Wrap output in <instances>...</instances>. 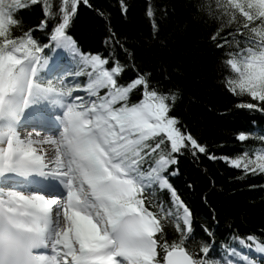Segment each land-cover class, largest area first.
<instances>
[{"label":"snow or ice","instance_id":"obj_1","mask_svg":"<svg viewBox=\"0 0 264 264\" xmlns=\"http://www.w3.org/2000/svg\"><path fill=\"white\" fill-rule=\"evenodd\" d=\"M181 8L173 35L200 32L211 75L151 51L169 47L172 0H146L142 42L113 22L129 0H0V264H264V227L241 230L215 206L207 168L203 212L185 195L196 182H175L202 158L264 177V0ZM89 15L99 48L77 32ZM209 88L229 98L222 111ZM235 110L252 116L226 153L201 114Z\"/></svg>","mask_w":264,"mask_h":264},{"label":"trees","instance_id":"obj_2","mask_svg":"<svg viewBox=\"0 0 264 264\" xmlns=\"http://www.w3.org/2000/svg\"><path fill=\"white\" fill-rule=\"evenodd\" d=\"M105 7L115 4V0H97ZM146 0H129L130 9L127 17H121L114 12V24L116 28L126 33L129 37L138 41L147 38L150 31V22L145 15ZM183 0H172L175 8L173 22L165 27L162 39L169 37L168 48H154L151 51L162 55L171 62L182 63L189 74L208 72L210 73V56L206 53L207 45L203 43L204 37L198 30H190L186 35L179 37L173 35L176 31L182 16L181 5ZM39 13L36 15L26 14L25 18L30 22H35ZM182 26V25H181ZM101 23L94 19L92 15L84 17L77 24V32L85 39V42L94 48H99ZM41 35V33H37ZM168 42V41H166ZM204 99L212 100L216 104L217 112L223 110V105L229 102L227 96L214 92L211 88L203 92ZM252 114L246 110H235L234 114L219 119L208 113L201 114L202 122L199 129L202 134L210 140H219L222 137L228 139V147L220 151L233 152L240 147L238 142L230 139L231 135L239 130H244L250 123ZM260 120L259 116L255 117ZM203 162L197 167L189 160L182 162L184 174L176 179V183L184 189L186 181L192 179L198 185L195 190L185 191L193 204L203 212L201 194L204 189L203 169L207 168L210 175L217 181V187L212 192L210 200L224 214L232 216L241 230L264 227V177H249L244 180H236L239 173L235 169L226 167L222 162L215 163L207 158H202ZM253 185L254 187H249Z\"/></svg>","mask_w":264,"mask_h":264}]
</instances>
